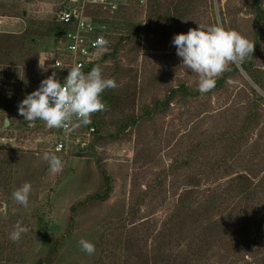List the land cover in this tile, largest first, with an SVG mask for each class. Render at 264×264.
I'll return each instance as SVG.
<instances>
[{
    "label": "rangeland",
    "instance_id": "obj_1",
    "mask_svg": "<svg viewBox=\"0 0 264 264\" xmlns=\"http://www.w3.org/2000/svg\"><path fill=\"white\" fill-rule=\"evenodd\" d=\"M62 2L0 0V120L7 119L3 100L27 96L52 72L63 81L65 70L50 66L67 60L55 18ZM99 11L84 13L108 22L105 49L121 41L118 65L107 59L95 67L116 81L104 93L119 104L85 152H53L65 135L41 120L0 129L7 138L0 174L8 181L0 186V206L7 205L0 264H264V20L258 29L253 0H121L118 15ZM217 23L251 41L254 54L249 73L243 61L231 64L236 71L229 66L223 85L201 94L172 41ZM182 84L191 96L179 92L156 109ZM45 152L61 159V171L50 170ZM100 168L111 186L104 201L90 199L105 189ZM25 182L27 207L12 198ZM17 223L28 231L14 243ZM42 230L59 238L55 252L46 250ZM82 238L95 245L93 255L81 250Z\"/></svg>",
    "mask_w": 264,
    "mask_h": 264
},
{
    "label": "clouds",
    "instance_id": "obj_2",
    "mask_svg": "<svg viewBox=\"0 0 264 264\" xmlns=\"http://www.w3.org/2000/svg\"><path fill=\"white\" fill-rule=\"evenodd\" d=\"M172 43L182 65L199 77L197 90L201 94L214 89L217 79L229 70L231 64L244 61L254 51L251 41L219 23L191 28L187 33L175 35ZM97 45L104 47L107 41L100 37ZM117 87L116 81L105 78L99 67L85 74L80 66H74L70 68L63 84L56 78V72L42 80L40 87L19 103L18 111L30 125L41 120L49 129H68L74 117L87 125L92 115L105 110L102 93ZM43 159L48 162L52 172L61 171L63 165L58 156L45 152ZM31 188V184L25 182L14 190V202L27 207ZM0 214L7 215L6 204L0 206ZM27 231V227L17 223L9 233V239L14 243L19 242ZM78 244L86 254L95 253V245L88 240L82 238Z\"/></svg>",
    "mask_w": 264,
    "mask_h": 264
},
{
    "label": "built area",
    "instance_id": "obj_3",
    "mask_svg": "<svg viewBox=\"0 0 264 264\" xmlns=\"http://www.w3.org/2000/svg\"><path fill=\"white\" fill-rule=\"evenodd\" d=\"M121 0H63L58 5L55 12L56 21L66 29L61 35L64 43L67 60L55 59L50 66L54 69H64L65 77L61 84L64 83L70 68L80 66L82 72L98 60L101 53L108 46L106 38V24L103 22H94L84 13L85 7L94 6L103 13L114 14L118 10ZM3 27V17L0 15V32ZM103 37L107 45L100 47L97 45L98 38ZM57 62V63H56ZM86 74V73H85ZM6 118L0 120V129L8 130L10 123H5ZM8 120V119H7ZM80 121L73 118L68 129H58L64 136V139L56 140L52 146V151L56 153L68 154L72 149L85 150L92 142L94 127L87 126L81 129ZM72 134V135H71ZM0 140L7 141V138L0 137ZM14 140L9 138V141Z\"/></svg>",
    "mask_w": 264,
    "mask_h": 264
},
{
    "label": "trees",
    "instance_id": "obj_4",
    "mask_svg": "<svg viewBox=\"0 0 264 264\" xmlns=\"http://www.w3.org/2000/svg\"><path fill=\"white\" fill-rule=\"evenodd\" d=\"M262 2H263V0H253V10H254V13H255L256 20H257L256 21V27L258 29L260 28V23L264 20V14H262V10H261ZM99 12L104 17L106 15L108 16L107 13H103L101 10ZM115 13H116L115 15H118V11H116ZM86 16H88L93 21V18H91L89 14H86ZM112 16H114V15H112ZM103 23L108 25V22L105 21V20H104ZM62 28L64 29L63 30V32H64L66 28L64 26ZM63 32L61 33V35L63 34ZM107 40H108V38H107ZM120 41L121 40H118L112 46V48L110 50L107 51L105 49L101 53V55L98 58V60L93 62L89 66V68L85 69V73L86 74L89 73L95 66L101 64L102 62H104L107 59H112L114 61V65L117 66L118 63H117L116 57H117L118 52H119L118 49H119ZM255 45H256V42H255ZM253 54H254V51L252 53V56H253ZM252 56L247 57L243 61V63L241 64L242 69L247 71L248 73H249V69L251 67L250 59H251ZM231 68H232L233 71H236V67L234 65H231ZM223 83H224V80L218 78L217 81H216V85H215L214 89H212L211 91L221 87L223 85ZM107 91H109V89H107ZM104 92L102 93L101 98H102L103 103L105 104V110L102 111V112H98V113L92 115L93 118L91 119V122L88 123L85 126V127H87V126L88 127L89 126L94 127V138H93L92 142L90 143V145L84 150V152L87 151L88 149H92L94 143L97 142L98 139H101V137H102L101 133H102L103 125H104V121L102 119H103L105 113L107 111H110V110L112 111L113 109H117V106L119 104L116 100H114V96L111 93L105 94ZM179 92L182 95V97L191 96L192 95L191 92L188 91L187 87L184 84H182L178 88L172 89L170 91V93L168 94V96H169L168 100H166L163 103H161L159 106L156 107V109L163 110V108L166 107L168 105V103L170 102V98L171 99L174 98ZM23 97H24L23 95H20L18 92H16V94L13 96L12 100H7V101L3 100V102H2V109H3L4 115H6L9 123L11 124L12 129L17 130V131L22 130V128L25 127L24 118L19 114V111H18L19 103L23 99L26 98V96L24 98ZM133 121L134 120H131V123H133ZM127 126H128L127 124L121 125L120 126V130L118 131L117 135H119L122 132H124V130H125V128ZM81 153H83V152H81ZM78 154H80V153H77V155ZM5 169H6V165H5ZM100 169H101L100 173H101V175L103 177V180H104L105 189H104V191L102 193L95 194L94 196L90 197V199H98L100 201L101 200L104 201L105 199H107L108 194L111 191V186H110V183H109V176L106 174V172L102 168H100ZM4 177H5L4 175L0 174V186L1 187H2V185L4 186L8 182ZM37 225L42 226L40 218H38ZM42 233H43V236H44V246H45L46 250L49 251V254L52 253V252H55L56 251V247H57V245L59 243L58 242L59 238L58 239L57 238H53L52 235H49V232L46 231V230H44ZM49 254L46 257V259L51 256ZM35 264H42V261L39 260Z\"/></svg>",
    "mask_w": 264,
    "mask_h": 264
},
{
    "label": "water",
    "instance_id": "obj_5",
    "mask_svg": "<svg viewBox=\"0 0 264 264\" xmlns=\"http://www.w3.org/2000/svg\"><path fill=\"white\" fill-rule=\"evenodd\" d=\"M5 123H6V124L8 123V120H7V119L5 120Z\"/></svg>",
    "mask_w": 264,
    "mask_h": 264
}]
</instances>
